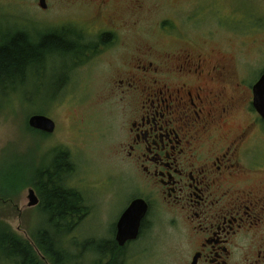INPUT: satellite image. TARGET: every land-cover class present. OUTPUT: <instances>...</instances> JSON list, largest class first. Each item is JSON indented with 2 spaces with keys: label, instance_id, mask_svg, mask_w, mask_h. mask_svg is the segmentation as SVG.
<instances>
[{
  "label": "flooded vegetation",
  "instance_id": "obj_1",
  "mask_svg": "<svg viewBox=\"0 0 264 264\" xmlns=\"http://www.w3.org/2000/svg\"><path fill=\"white\" fill-rule=\"evenodd\" d=\"M45 1L47 10L54 0ZM59 1L94 7L93 17L76 27L82 34L66 25L45 33L72 41L77 56L114 42L119 27L114 4L125 5L126 13H143L159 2ZM204 1L182 0V29L175 18L160 22L159 32L176 36L172 45L148 42L129 49L124 43L111 66L106 96L124 115L120 154L139 194L123 208L107 240L119 255L127 245L151 239L165 223L179 231L188 264L195 258L197 264H264V118L254 106L264 49L256 47L251 59L244 48L248 35L258 36L252 40L257 43L264 33V0L242 6L255 16L245 30L230 25L241 7L238 0ZM205 19L215 26L202 28ZM129 24L142 26L139 20ZM225 38L240 40L241 46L225 44ZM138 198L147 203L138 236L120 245L119 221ZM84 206L90 214L85 201Z\"/></svg>",
  "mask_w": 264,
  "mask_h": 264
},
{
  "label": "rangeland",
  "instance_id": "obj_2",
  "mask_svg": "<svg viewBox=\"0 0 264 264\" xmlns=\"http://www.w3.org/2000/svg\"><path fill=\"white\" fill-rule=\"evenodd\" d=\"M238 1L235 4L241 7L236 9L230 25L245 30L255 16L242 6L255 0ZM114 6L118 9L119 27L114 42L107 43L109 47L90 56L50 52L43 67L29 68L22 82L0 89V229H8L17 239L30 244L40 264H54L53 258L38 247L40 231L45 228L51 238L58 236L43 210L45 199L36 185L35 173L52 164L55 152L61 149L69 152L74 164L73 171L66 175V185L78 190L90 207V214L86 208L78 222L59 237L58 241L71 253L70 264H188L190 260L179 231L165 223L155 227L151 239L131 243L119 255L108 254L113 245L107 239L115 221L132 196L139 194L134 176L125 172L120 154L124 115L116 101L106 96L109 76L111 79L113 75L111 66L118 62L124 43L129 49L148 42L162 48L172 45L171 38L176 36L158 31L162 20L175 18L182 29V0L151 2L143 13H126L123 4ZM44 9L39 0H0V37L26 32L37 41L62 25L82 34L76 27L94 15V7L59 0ZM135 20L142 26L129 24ZM213 23V19H205L202 28H211ZM251 36H247L244 48L253 59L256 47L264 49V33L257 43L252 40L258 36ZM227 38L223 39L225 44L241 46L240 40ZM34 114L55 120V131L32 128L28 120ZM31 188L39 198L35 206H29ZM0 264H18L5 255L1 242Z\"/></svg>",
  "mask_w": 264,
  "mask_h": 264
},
{
  "label": "trees",
  "instance_id": "obj_3",
  "mask_svg": "<svg viewBox=\"0 0 264 264\" xmlns=\"http://www.w3.org/2000/svg\"><path fill=\"white\" fill-rule=\"evenodd\" d=\"M63 39L65 38L61 34L43 35L37 41L24 32L10 36L2 35L0 37V89L5 90L9 86L16 85L19 80L22 82L29 68L43 67L46 54L50 52L60 51L64 56L68 53H79L80 50L72 41ZM52 160H54L52 164L49 163L36 170L35 181L45 199L43 210L48 214V221L53 225L58 239L51 238L49 232L42 228L37 242L38 247L53 258L54 264H70L71 253L58 240L61 234L71 229L84 214V199L78 190L66 185V175L74 169L69 152L63 149L58 150ZM0 242L5 255L10 259H16L18 264H40L36 260L33 247L17 239L8 229H0ZM101 253L104 255L106 252ZM108 254L116 253L111 248Z\"/></svg>",
  "mask_w": 264,
  "mask_h": 264
},
{
  "label": "water",
  "instance_id": "obj_4",
  "mask_svg": "<svg viewBox=\"0 0 264 264\" xmlns=\"http://www.w3.org/2000/svg\"><path fill=\"white\" fill-rule=\"evenodd\" d=\"M40 6L47 7L45 0H40ZM254 106L264 118V75L255 85ZM29 125L37 130L46 133L55 131L56 122L51 117L44 114H34L28 120ZM39 203V198L34 189L29 190V206H35ZM147 211V203L144 199L138 198L132 201L130 206L123 213L119 221L118 240L120 245H124L128 240L135 239L139 233L140 222ZM192 264H197L195 258Z\"/></svg>",
  "mask_w": 264,
  "mask_h": 264
}]
</instances>
